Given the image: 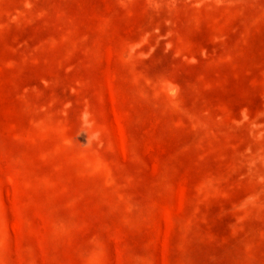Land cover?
Listing matches in <instances>:
<instances>
[{"label": "rangeland", "instance_id": "1", "mask_svg": "<svg viewBox=\"0 0 264 264\" xmlns=\"http://www.w3.org/2000/svg\"><path fill=\"white\" fill-rule=\"evenodd\" d=\"M0 264H264V0H0Z\"/></svg>", "mask_w": 264, "mask_h": 264}]
</instances>
